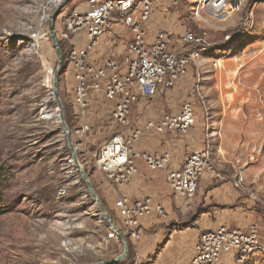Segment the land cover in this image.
<instances>
[{
    "label": "rangeland",
    "instance_id": "rangeland-1",
    "mask_svg": "<svg viewBox=\"0 0 264 264\" xmlns=\"http://www.w3.org/2000/svg\"><path fill=\"white\" fill-rule=\"evenodd\" d=\"M64 1L0 0V180L3 187L0 264H99L123 253L121 240L98 215L86 184L70 164L66 136L55 117L52 85L51 88L43 86L47 75L44 65L52 69V84L53 74L58 69L59 55L51 41L49 19L63 3L53 23L61 56L58 98L76 148V159L104 207L91 177L95 172L91 154L96 148L87 145L78 149L79 139L73 129L75 120L70 106L74 83L71 74L64 73L71 43L62 35L67 31L69 18L83 9L86 0ZM208 20L209 24L201 27L205 28V40L210 48L199 58L208 59L205 68L211 71L210 75L216 74L222 79L226 58L264 57V0H245L239 11ZM184 22L187 30L199 32L195 22L188 19ZM36 34L43 39L34 46L31 37ZM40 54L44 55L45 62ZM231 87L234 91L235 87ZM213 89H185L177 100L188 99L194 103L198 121L203 124L204 133L211 137L210 146L218 147L221 153L227 146L229 151L225 155L230 159L254 157L244 169L246 191L234 190L241 198L249 200L244 210L252 220L244 227L255 224L264 245V107L257 111H223L229 91L222 80ZM234 94L238 95V89L235 88ZM51 115L54 116L48 119ZM229 117L242 121L243 131L238 134L233 130L230 134L233 140H242L238 144H233L223 131L222 120ZM104 209L112 218L113 213L106 206ZM189 219L184 221L189 224ZM114 220L119 230L120 220L118 217ZM131 249L130 246V252L128 250V254L114 264H130ZM232 261L238 264L235 258ZM243 264H264V251Z\"/></svg>",
    "mask_w": 264,
    "mask_h": 264
},
{
    "label": "built area",
    "instance_id": "built-area-1",
    "mask_svg": "<svg viewBox=\"0 0 264 264\" xmlns=\"http://www.w3.org/2000/svg\"><path fill=\"white\" fill-rule=\"evenodd\" d=\"M156 2L158 0H86L83 9H78L69 18L67 31L62 35L71 43L64 71L65 75L71 74L74 83L71 110L83 121L92 95L113 103L110 117L120 130L93 152L91 159L95 171L118 188L126 187L137 175V161H143L150 171H167L171 159L168 153L155 156L135 151L141 130L130 128L128 116L132 107L173 89L190 67L196 65L201 54L210 48L201 25H208L209 17L239 11L245 0H163L168 8L184 5L189 19L199 29V32L185 30L177 49L172 47L174 38L167 31L158 32L151 42L148 41V24ZM115 23H120L130 35L123 53L120 57L107 58L99 65L90 63L91 52ZM80 40L82 44L78 45ZM193 104L190 100L184 101L177 113H164L152 128L159 134L186 135L197 125ZM253 160L252 155L230 159L218 147L207 144L188 155L180 168L168 170L166 183L176 198L192 200L204 175L220 179L224 171L231 170L233 187L246 191L244 169ZM113 211L120 220L119 231L134 247L140 239L141 221L151 215L165 216L162 205L150 197H118ZM261 251H264V245L255 224L231 229L221 226L200 233L189 264H217L228 255L243 264Z\"/></svg>",
    "mask_w": 264,
    "mask_h": 264
},
{
    "label": "crops",
    "instance_id": "crops-1",
    "mask_svg": "<svg viewBox=\"0 0 264 264\" xmlns=\"http://www.w3.org/2000/svg\"><path fill=\"white\" fill-rule=\"evenodd\" d=\"M167 6L163 0L156 2L148 24L147 38L151 42L158 32L167 31L174 38L172 47L177 49L180 47V36L187 30L184 21L190 19L188 13H185L187 8L184 5L177 9ZM183 14L186 18H183ZM129 39L130 35L123 26L115 23L110 33L99 40L89 56V62L99 65L107 58L120 57ZM77 43L81 45L82 40ZM224 60L222 79L219 80L216 74L210 75L211 71L205 68L208 59L202 57L196 61V65L190 67L187 75L182 77L173 89L161 92L154 98L132 107L128 116L130 128L141 130L140 140L134 147L135 151L155 156L168 153L171 156L168 170H172L180 168L188 155L209 144L211 137L204 133L203 124L198 121L197 109V125L184 136L173 133L159 134L152 128L164 113H177L182 103L186 101L177 100L182 90H192L196 87L198 91L205 89L213 91L222 80L224 87L229 91V99L223 105V111L231 113L257 111L264 107L262 98L264 57L236 56ZM242 63L245 65L240 66ZM232 85L238 89V95L234 94L235 88L232 91ZM233 96L236 97L234 102L231 100ZM112 106L113 103H108L101 96L94 94L89 99L83 121H80L72 110L75 120L73 129L79 139L78 149L88 145L97 151L120 130L110 117ZM224 119L222 123L226 137L232 140L233 144L240 143L242 141L240 138L235 141L230 134L233 130L238 134L243 131L242 121L232 117L228 118L229 121ZM236 125L239 126L238 129ZM84 126H87V129H84ZM255 136L256 133H253V137ZM223 148V153L226 154L229 149L227 146ZM136 164L137 175L122 188L109 184L96 171L91 175L106 208L113 213L112 220L115 224L114 202L121 196L130 199L150 197L164 209V217L151 215L141 221L140 239L135 247L130 244L132 248L130 264H189L202 231L221 226L230 229L243 228L252 220L244 210L245 205H249V200L241 198L231 183L232 179L234 181L231 170L224 171L220 179L204 175L194 199L181 200L173 196L167 186L168 170L150 171L141 160ZM187 218H190L189 224L184 221ZM217 264H233L232 257L229 255L222 257Z\"/></svg>",
    "mask_w": 264,
    "mask_h": 264
},
{
    "label": "water",
    "instance_id": "water-1",
    "mask_svg": "<svg viewBox=\"0 0 264 264\" xmlns=\"http://www.w3.org/2000/svg\"><path fill=\"white\" fill-rule=\"evenodd\" d=\"M67 0H65L64 2H66ZM63 4V3H62ZM59 6V9L50 17L49 21V33H50V37H51V41L53 43V45L55 46L58 55H59V61H58V65L57 68L59 69L60 65H61V56H60V51H59V47H58V43L57 40L55 38L54 35V31H53V23L56 19V17L58 16L61 8L63 5ZM58 69L55 71V73L53 74V84H52V98L56 104V113H57V117L59 119L61 128L63 129L65 136H66V141H67V145L69 148V152H70V156H71V160H70V164L73 165L76 169V171L80 174L83 182L86 184L87 186V190H88V195L90 196V198L93 200V202L96 204L97 208H98V215L101 216L102 219H104L109 226L111 227L112 231L119 237V239L121 240L122 244H123V253L122 255L116 257L113 260H110L108 262L105 263H99V264H114L116 262H118L120 259L124 258L127 254H128V243L126 241V238L122 235V233L118 230V228L116 227L115 223L113 222L112 218L106 213L102 203L100 202L99 198L96 196V194L93 191L92 185L86 175V173L84 172V170L81 168V166L79 165L76 156H75V152H76V148L74 147L73 143H72V139L70 136V130L67 127V125L64 122V118H63V114H62V104L58 98V85H59V76H60V72L58 71Z\"/></svg>",
    "mask_w": 264,
    "mask_h": 264
},
{
    "label": "bare ground",
    "instance_id": "bare-ground-1",
    "mask_svg": "<svg viewBox=\"0 0 264 264\" xmlns=\"http://www.w3.org/2000/svg\"><path fill=\"white\" fill-rule=\"evenodd\" d=\"M31 39L33 40V42H34V46H37L38 45V43H39V41L40 40H42L43 39V37L42 36H40V35H35V36H32L31 37ZM33 47V46H32ZM40 59H43V61L45 60V57H44V55L43 54H40ZM45 62V61H44ZM43 62V63H44ZM44 69H45V71H46V76H45V80H44V87H46V88H51V85H52V82H51V73H52V69L51 68H49V67H47V65H44ZM56 112V111H55ZM54 112V113H55ZM56 116L55 117H57V114H55ZM54 115H51V116H48V119L50 118H52Z\"/></svg>",
    "mask_w": 264,
    "mask_h": 264
},
{
    "label": "trees",
    "instance_id": "trees-1",
    "mask_svg": "<svg viewBox=\"0 0 264 264\" xmlns=\"http://www.w3.org/2000/svg\"><path fill=\"white\" fill-rule=\"evenodd\" d=\"M2 190H3V187H2V182L0 180V201H1V198H2ZM104 207H105V205H104ZM129 248H130V246H129ZM129 252H130V250H129Z\"/></svg>",
    "mask_w": 264,
    "mask_h": 264
}]
</instances>
